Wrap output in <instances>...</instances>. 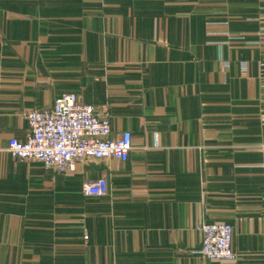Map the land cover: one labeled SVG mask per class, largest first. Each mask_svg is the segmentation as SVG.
Instances as JSON below:
<instances>
[{"label": "crops", "instance_id": "obj_1", "mask_svg": "<svg viewBox=\"0 0 264 264\" xmlns=\"http://www.w3.org/2000/svg\"><path fill=\"white\" fill-rule=\"evenodd\" d=\"M66 92L132 133L127 160L9 152ZM217 220L236 261L200 254ZM0 264H264V0H0Z\"/></svg>", "mask_w": 264, "mask_h": 264}, {"label": "built area", "instance_id": "obj_2", "mask_svg": "<svg viewBox=\"0 0 264 264\" xmlns=\"http://www.w3.org/2000/svg\"><path fill=\"white\" fill-rule=\"evenodd\" d=\"M28 132L25 139L11 137L8 150L20 160L41 162L59 173L72 174L79 165L110 159L127 160L133 149L128 130L113 133L110 117L97 112L74 92L58 96L51 107H36L26 114ZM86 196L110 193L107 176L87 177L82 184ZM200 254L211 261H236L233 248L234 227L226 221H204ZM89 238L88 234L84 235Z\"/></svg>", "mask_w": 264, "mask_h": 264}]
</instances>
